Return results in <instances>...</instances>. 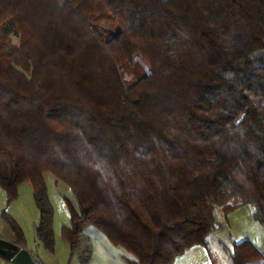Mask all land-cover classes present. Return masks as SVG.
Returning <instances> with one entry per match:
<instances>
[{"label": "trees", "instance_id": "trees-1", "mask_svg": "<svg viewBox=\"0 0 264 264\" xmlns=\"http://www.w3.org/2000/svg\"><path fill=\"white\" fill-rule=\"evenodd\" d=\"M46 173L75 199L72 256L87 227L172 264L217 208L264 226V0H0V188L33 186L51 248ZM231 259L264 264L247 240Z\"/></svg>", "mask_w": 264, "mask_h": 264}, {"label": "rangeland", "instance_id": "rangeland-1", "mask_svg": "<svg viewBox=\"0 0 264 264\" xmlns=\"http://www.w3.org/2000/svg\"><path fill=\"white\" fill-rule=\"evenodd\" d=\"M8 39L14 44L19 43L18 34L13 31L8 33ZM44 181L48 201L53 209V247L47 248L37 236L41 216L34 199L33 186L29 182H23L18 186L17 197L13 200L0 188V238L18 246L23 244L27 250L37 254L43 264H84V260L86 258L90 260L91 257H93L91 264H94V258L98 260L97 250L95 247L93 251L85 237L84 239L81 237L79 248L72 256L70 245L62 236V229L69 227L71 221L67 200L75 205L72 192L52 173H46ZM237 210L229 213L226 219L225 213L217 208L215 217L222 225L209 236L208 247L193 246L177 257L172 264H232L233 243L246 241V238H251L257 244L264 242V226L254 220L248 221L246 217L248 211H253V207L244 205ZM5 216L12 218L19 226L24 242L17 239ZM85 241L89 249H86ZM0 264H7V262L0 258Z\"/></svg>", "mask_w": 264, "mask_h": 264}, {"label": "crops", "instance_id": "crops-1", "mask_svg": "<svg viewBox=\"0 0 264 264\" xmlns=\"http://www.w3.org/2000/svg\"><path fill=\"white\" fill-rule=\"evenodd\" d=\"M253 212H254V209L253 211L247 212L246 217L248 221L253 220ZM84 237L86 240L89 241V245L93 249V251L95 250V247H96L98 260H95L94 258V264H104L103 262H106L107 264H110V263L111 264H129V261H135V258L131 253H129L125 248L121 246H115L111 244L108 238L95 227H87L84 231V235L82 236V238L84 239ZM245 240L252 242L259 249V251L264 255V242H258L257 244L253 242L251 238H246ZM86 244L88 248V243L86 242ZM98 246L99 248H97ZM20 247L25 248L22 246ZM32 253L34 254L35 257H37V259L41 261V258L37 256V254H35L33 251ZM101 257L103 258L102 260H101ZM92 261H93V257L90 258L87 264H91Z\"/></svg>", "mask_w": 264, "mask_h": 264}, {"label": "water", "instance_id": "water-1", "mask_svg": "<svg viewBox=\"0 0 264 264\" xmlns=\"http://www.w3.org/2000/svg\"><path fill=\"white\" fill-rule=\"evenodd\" d=\"M0 257L8 264H42L32 252L26 248L0 238Z\"/></svg>", "mask_w": 264, "mask_h": 264}]
</instances>
